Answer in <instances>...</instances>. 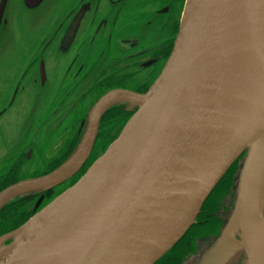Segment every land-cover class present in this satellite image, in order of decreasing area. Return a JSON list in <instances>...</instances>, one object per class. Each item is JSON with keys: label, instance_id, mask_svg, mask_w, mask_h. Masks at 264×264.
<instances>
[{"label": "water", "instance_id": "95a60500", "mask_svg": "<svg viewBox=\"0 0 264 264\" xmlns=\"http://www.w3.org/2000/svg\"><path fill=\"white\" fill-rule=\"evenodd\" d=\"M24 3L39 11L58 1ZM80 22L78 14L64 43ZM117 105L133 111L118 136L74 184L0 235V264H154L197 222L235 162L226 219L191 264H264V0H185L173 52L150 88L101 96L69 158L2 189L0 211L72 178ZM21 131H2L3 159Z\"/></svg>", "mask_w": 264, "mask_h": 264}, {"label": "flooded vegetation", "instance_id": "af4514ba", "mask_svg": "<svg viewBox=\"0 0 264 264\" xmlns=\"http://www.w3.org/2000/svg\"><path fill=\"white\" fill-rule=\"evenodd\" d=\"M3 1L0 0L1 34L27 43L28 49L21 51L17 62L10 63L6 59L9 52L2 48L8 62L5 79L13 87L11 94L7 90V96L0 99V122L2 116L6 117V123H0L2 145L7 142L2 131L11 123L9 113L13 110L18 113L11 118L12 122L18 121L20 113L24 117L21 124L18 121L21 143L11 144V150L6 149L4 159L0 160V190L24 178L45 175L64 163L82 137L89 111L108 91L144 93L150 88L173 52L185 3V0H57L54 6L50 5L53 11L49 7L41 15L24 0H8L1 10ZM78 14L80 25L73 40L66 44L63 41ZM35 23L42 27L37 37L33 32ZM34 111L38 112L35 117ZM132 114L125 105L107 110L101 118L93 150L81 169L57 187L3 207L0 233L31 218L49 202L56 188L75 183L101 152L98 145L106 149ZM236 164L230 169L235 170ZM233 172L220 181L225 180L221 196L230 188ZM210 196L197 223L154 264H191L204 249H200L198 240L205 236V242H209L213 232L220 231L223 220L216 214L219 197L208 204ZM32 203L34 211L22 210ZM227 205L229 208L231 203Z\"/></svg>", "mask_w": 264, "mask_h": 264}, {"label": "rangeland", "instance_id": "374dc122", "mask_svg": "<svg viewBox=\"0 0 264 264\" xmlns=\"http://www.w3.org/2000/svg\"><path fill=\"white\" fill-rule=\"evenodd\" d=\"M49 6H50V4H47L46 5V9H48L49 8ZM44 8H41L38 12V14H43L44 13ZM24 26L26 27V25L24 24ZM42 27H33V32L35 33V37H37V36H39V34H40V32H38V30H40ZM2 48H4L6 51H8L9 52V55L7 56V60L10 62V63H14V62H17L18 60H19V57H20V55H21V51H26L27 49H28V44L27 43H22V42H18V41H16V40H11L9 37H8V34L7 35H5V33H2L1 34V32H0V99L1 98H5L7 95H6V91L8 90V92H9V94H11L12 93V91H13V87L7 82V80L5 79V72H6V67L8 66V62H6L5 60H4V57L2 58L1 57V50H2ZM22 64L23 63H21L20 65L22 66ZM16 67V66H15ZM16 114H18V113H16V112H14V110L13 111H11L10 112V114H9V116H8V118H11V117H13V116H15ZM17 125H18V121L17 120H14L13 122H11L8 126H7V130L9 131V132H12L13 131V133H14V130H15V128H17ZM9 146V144H7V147ZM100 147V145H98V149L99 150H101V152H99V153H97L96 155H95V157L92 159V161L94 160V159H96L97 157H99L100 155H101V153L102 152H104L106 149L105 148H101ZM16 151V150H15ZM15 153V152H14ZM3 158H2V156L0 155V160H2ZM240 166H241V164L239 163H237L236 164V169L234 170V168H232V169H230V171H229V173H228V175H227V177H229L230 175H231V173L233 172V175H232V181H231V185H230V188L232 187V185H233V183H234V179H236L237 178V173H238V168L240 169ZM226 177V178H227ZM224 182H225V180L224 181H222V183L220 182V184L216 187V189L214 190V192L212 193V195L210 196V198L208 199V204L209 203H211L212 202V200L213 199H217L218 197H219V200H218V211L216 212V214L221 218V220H223V218H225L226 219V217H225V215L226 214H228L227 213V208L226 207H228V205H227V200L229 199V198H227V197H225L226 196V194L228 193V190L230 189H228L227 190V192H225L222 196L220 195V193L222 192V190H223V187H224ZM72 183H68V184H66V185H63V186H61V187H58V188H56L55 189V191L53 192V194L51 195V197H50V199L49 200H51V198L52 197H54L59 191H61V190H63V189H65V188H67L68 186H70ZM39 194V193H38ZM38 194H35V195H38ZM35 195H31V196H35ZM221 196V198H220V196ZM31 196H27V197H25V198H29V197H31ZM25 198H21V199H17L16 201H14V202H17V201H19V200H23V199H25ZM219 201H220V204H219ZM13 202V203H14ZM49 203V202H48ZM12 204V203H11ZM35 206H34V204L32 203V204H30V205H28V206H26V209L24 208V209H22V210H26L27 212H32V211H34L35 210ZM216 215V216H217ZM18 217V216H17ZM32 217V216H31ZM202 218V217H201ZM30 219V218H29ZM28 219V220H29ZM27 221V220H26ZM25 221V222H26ZM24 222V223H25ZM213 223H215V222H213ZM23 223H21L20 225H22ZM20 225H18L17 227H15V228H13V229H11V230H9V231H7L6 233H8V232H10V231H12V230H14V229H16V228H18ZM213 230V229H212ZM1 232V231H0ZM6 233H4V234H6ZM213 233H217V230L216 231H214ZM0 235H3V233H0ZM205 236L202 238V239H200V240H198V242H199V244H200V249L203 247V248H205L206 247V245H208V243L207 242H205ZM199 255V254H198ZM197 255V256H198ZM196 256V257H197Z\"/></svg>", "mask_w": 264, "mask_h": 264}]
</instances>
